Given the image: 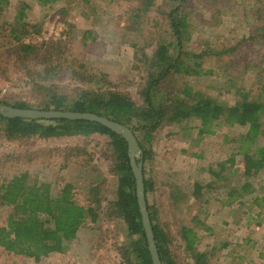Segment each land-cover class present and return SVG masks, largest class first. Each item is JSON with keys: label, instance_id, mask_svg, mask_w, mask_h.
<instances>
[{"label": "rangeland", "instance_id": "1", "mask_svg": "<svg viewBox=\"0 0 264 264\" xmlns=\"http://www.w3.org/2000/svg\"><path fill=\"white\" fill-rule=\"evenodd\" d=\"M161 3L164 8L166 3ZM23 4L24 21L31 26L23 40L35 44L36 51L26 56L12 36H5L7 32L0 37V100L36 106L50 92L76 96V91L90 86L69 72L83 68L104 73L112 89L142 103L138 92L147 79V70L135 67L138 54L133 56V34L122 21L128 15L127 4L113 0H6L1 4V22L10 25ZM185 5L193 30L188 49L193 51L198 50L201 40H209L214 46L219 35L223 44H235L255 23L264 24V0H188ZM150 17L152 22L162 19L155 9ZM148 22L152 35L145 45L144 41L139 43L146 55L152 53L155 42L151 38L159 32V27ZM260 40L252 43L254 51L262 49ZM56 41L64 50L53 52L51 58L42 55L46 43ZM246 46L240 48L245 55L249 51ZM253 64L242 68L236 86L264 92V78H256L260 68ZM212 77L216 78L215 74L204 77L201 85L193 84L221 99L233 100L236 88L221 95L223 91ZM198 126L199 121L193 119L164 123L148 146L151 156L146 171L153 189L147 192V200L156 209L157 222L172 237L170 247L176 264H192L180 235L182 226L195 232L194 248L209 254V264H264V168L255 176L244 175L243 155L231 142L246 128L220 123L211 133L199 134ZM108 141L106 135L93 133L20 144L5 140L0 129V184L23 172L37 177L40 183L51 184L53 193L70 182L75 199L87 204L90 182L100 174L97 180L103 182L105 199L99 219L82 225L64 251L35 261L0 248V264H126L119 253L126 241L125 226L118 217L106 213L115 191ZM260 142L264 144V137ZM71 146L86 150L96 168L83 167L76 158L64 166L65 151H71ZM51 148L60 150L52 152ZM17 154L21 155L18 159L13 157ZM5 212L0 207V224Z\"/></svg>", "mask_w": 264, "mask_h": 264}, {"label": "trees", "instance_id": "2", "mask_svg": "<svg viewBox=\"0 0 264 264\" xmlns=\"http://www.w3.org/2000/svg\"><path fill=\"white\" fill-rule=\"evenodd\" d=\"M113 1L127 4L128 15L123 16L122 21L125 28L133 34L131 44L136 48L133 56L136 58L138 54L135 67L147 70V79L138 92L142 100L140 105L129 94L112 89L111 81L104 73L83 68H73L69 72L80 82L90 86L76 91V96L50 92L36 106L24 101L10 103L0 100V103L19 108L93 112L132 129L142 150L144 195L159 259L161 264H176L170 247L172 237L157 222L156 209L147 200V192L153 189L152 179L147 176L146 171V162L151 156L148 146L155 131L164 123L198 120L199 134L211 133L214 126L220 123L236 125L238 128H246L245 133H239L237 139L231 140L243 155V174L255 176L264 168V144L260 142L261 137H264V92H252L246 86H236L237 75L252 61L255 68H260L256 78H264V24L255 23L254 28L235 44H223L224 40L219 35L215 38L214 46L209 40H201L198 50L193 51L188 49L193 32L185 5L188 0H162L166 3L164 8L161 0L159 4L158 0ZM217 1L219 0H214ZM3 2L6 0H0V37L12 36L21 53L30 56L35 53L36 45L23 40L24 36L29 35L31 27L24 21L25 5L18 8L16 18L9 25L5 21L1 22ZM154 9L158 10L162 19L155 18L152 22L150 15ZM149 20L153 26L159 27V32H155L156 35L151 38L155 42L152 53L146 55L139 43L144 41L145 45L152 35V30L148 28ZM4 32H7L5 36ZM257 39H261L262 49L254 51L252 43ZM244 46L249 50L246 55L240 51ZM44 48L42 55L47 58H51L53 52L61 53L64 50L59 41L46 43ZM212 74L222 79L212 77L223 91L221 95L236 88L233 100L228 101L225 97L221 99L206 88L205 91L195 87V83L201 85L203 78ZM0 129L5 140L20 144L33 139L88 136L93 133L106 135L109 138V169L115 176L114 197L108 202L106 213L122 221L127 235L126 241L119 248L120 257L126 264H152L141 223L127 142L120 134L89 120L9 118L2 115ZM58 150L60 148H51L49 151ZM70 150L65 151L67 162L63 163L64 166H67L70 158H76L81 166L96 168L86 150L77 149V146H71ZM20 156L17 154L13 157L18 159ZM224 165V162L220 165L221 172ZM97 177L90 182L87 204H81L75 199L74 185L70 182H64L56 193L52 192L51 184L40 183L37 177L26 172L1 183L0 207L5 208L6 212L3 223L0 224V248L31 257L35 261L50 253L64 251L75 239L82 225L99 219L105 199L103 182L97 180L101 177L100 174ZM180 235L185 249L190 253L192 264H209V254L194 248L195 232L182 226Z\"/></svg>", "mask_w": 264, "mask_h": 264}, {"label": "water", "instance_id": "3", "mask_svg": "<svg viewBox=\"0 0 264 264\" xmlns=\"http://www.w3.org/2000/svg\"><path fill=\"white\" fill-rule=\"evenodd\" d=\"M0 115L3 117H22L29 119H53V118H65V119H78L89 120L98 122L112 131L120 134L127 142V154L129 158V164L132 173L135 178V192L137 196L138 208L141 215V223L145 233L148 250L150 253L152 264H161L157 248L155 245L154 235L151 227V222L146 207L144 186H143V172H142V150L138 144V141L128 126L111 120L107 117L100 116L93 112H78V111H65V110H45L36 108H19L13 107L4 103H0Z\"/></svg>", "mask_w": 264, "mask_h": 264}]
</instances>
